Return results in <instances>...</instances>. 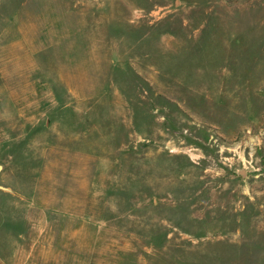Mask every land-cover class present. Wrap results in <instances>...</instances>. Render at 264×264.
<instances>
[{
	"label": "rangeland",
	"instance_id": "374dc122",
	"mask_svg": "<svg viewBox=\"0 0 264 264\" xmlns=\"http://www.w3.org/2000/svg\"><path fill=\"white\" fill-rule=\"evenodd\" d=\"M0 264H264V0H0Z\"/></svg>",
	"mask_w": 264,
	"mask_h": 264
},
{
	"label": "water",
	"instance_id": "95a60500",
	"mask_svg": "<svg viewBox=\"0 0 264 264\" xmlns=\"http://www.w3.org/2000/svg\"><path fill=\"white\" fill-rule=\"evenodd\" d=\"M1 170H2V166L0 165V172H1ZM0 189H2V187L0 186Z\"/></svg>",
	"mask_w": 264,
	"mask_h": 264
}]
</instances>
